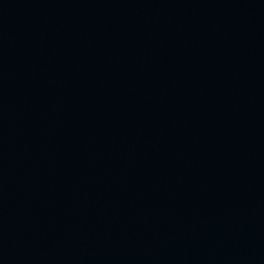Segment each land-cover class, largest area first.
<instances>
[{"label":"water","instance_id":"water-1","mask_svg":"<svg viewBox=\"0 0 264 264\" xmlns=\"http://www.w3.org/2000/svg\"><path fill=\"white\" fill-rule=\"evenodd\" d=\"M0 264H264V0H0Z\"/></svg>","mask_w":264,"mask_h":264}]
</instances>
